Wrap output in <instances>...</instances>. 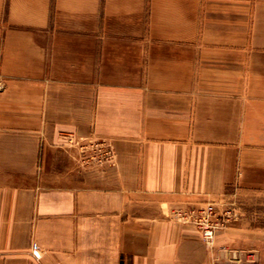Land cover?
<instances>
[{
  "label": "crops",
  "instance_id": "1",
  "mask_svg": "<svg viewBox=\"0 0 264 264\" xmlns=\"http://www.w3.org/2000/svg\"><path fill=\"white\" fill-rule=\"evenodd\" d=\"M231 186L264 189V0H0V264H214L238 227L170 211Z\"/></svg>",
  "mask_w": 264,
  "mask_h": 264
},
{
  "label": "rangeland",
  "instance_id": "2",
  "mask_svg": "<svg viewBox=\"0 0 264 264\" xmlns=\"http://www.w3.org/2000/svg\"><path fill=\"white\" fill-rule=\"evenodd\" d=\"M65 138L66 146L71 149L69 159L75 165L101 168L113 164L115 153L108 140L87 139L71 133ZM170 218L192 228L193 232L190 233L197 234L210 251L215 249L214 239L217 233H227V228L238 227L232 232L236 236L230 247L214 250V264H222L221 261L228 256L234 262L225 264H260L258 251H262V248L257 249L256 246L264 247V189H239L231 186L224 193L207 201L172 209ZM207 229L211 230L209 237ZM262 253L264 255V249ZM245 256L250 257L246 259ZM237 257L242 258L239 260Z\"/></svg>",
  "mask_w": 264,
  "mask_h": 264
},
{
  "label": "built area",
  "instance_id": "3",
  "mask_svg": "<svg viewBox=\"0 0 264 264\" xmlns=\"http://www.w3.org/2000/svg\"><path fill=\"white\" fill-rule=\"evenodd\" d=\"M210 235H211V230L207 229V236L209 237ZM32 247H33V250H32L33 255H34L36 258H39L40 253H39V251H38V249H37L36 244H33Z\"/></svg>",
  "mask_w": 264,
  "mask_h": 264
}]
</instances>
